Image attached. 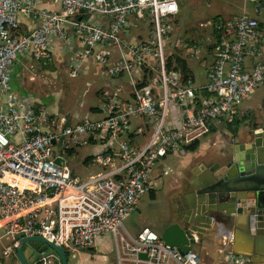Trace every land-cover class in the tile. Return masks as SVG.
<instances>
[{
	"label": "built area",
	"instance_id": "obj_1",
	"mask_svg": "<svg viewBox=\"0 0 264 264\" xmlns=\"http://www.w3.org/2000/svg\"><path fill=\"white\" fill-rule=\"evenodd\" d=\"M242 1L257 5L261 0ZM52 3L60 7L59 12L36 8L38 0H0V240H11L1 259L15 256L17 235L42 238L71 256L109 237L114 264H199L193 251L181 254L147 227L131 233L124 222L153 190L151 174L159 159L170 153L183 155L187 146L207 137L215 125L232 123L238 117L236 107L264 87V62L259 61L264 47H256L263 36L257 22L245 12L216 26L232 31V40L219 39L206 83L195 87L190 81L181 82V75L165 66L170 33L165 20L178 14L177 0ZM19 15L36 28L25 32ZM144 17L152 19V32L126 44L124 38L135 28L133 19ZM67 30L83 43V50L71 58L69 75L75 76L82 62L91 58L102 67V77L125 75L132 88L123 100L105 96L100 120L72 127L56 125L45 112L34 109L29 96L10 92L14 64L28 57L24 67L33 82L39 64L51 59L52 40L68 43ZM10 31L25 34L10 37ZM171 46L181 47L179 42ZM115 51L121 59L110 65ZM247 56L256 59L250 70L244 68ZM146 72H150L146 76L152 73V80L141 85L139 75ZM118 92L123 91L118 88ZM202 93L210 99L201 100ZM46 126L52 132L44 131ZM139 138L145 141L129 144V139ZM87 145L98 150L91 164L100 172L80 179L71 174L68 154ZM47 250L33 252L36 264H61ZM223 262L249 264L232 252L224 254Z\"/></svg>",
	"mask_w": 264,
	"mask_h": 264
},
{
	"label": "crops",
	"instance_id": "obj_2",
	"mask_svg": "<svg viewBox=\"0 0 264 264\" xmlns=\"http://www.w3.org/2000/svg\"><path fill=\"white\" fill-rule=\"evenodd\" d=\"M240 4H241V8H240V12L236 15L233 16H218V15H211L207 18H205L204 20H202V22L198 23V28L203 30V34H200L198 36L194 35L190 36V34H187L186 32V28H174V32L176 34V40H178V37H182V39L178 40L179 44L181 45V47L176 50V54H170L167 55L166 57H179L181 61H184L187 64L188 67V59L189 60H193V61H197L198 56L201 54L200 51L198 50V53H194V50L197 48H201L203 49L202 51H206V55L209 57L210 59V63L207 66V68L205 69V74L206 71L211 67V65L214 62V56L217 50V46H218V42L219 39H229L232 40L233 37V33L232 31L227 30V28H224V30H217L216 26L219 24H223L225 25L226 23H228L229 21H231L232 19L240 16L242 13H245L248 15V12L246 10V4L248 3H243L242 0H239ZM252 4V3H251ZM177 5H178V0H177ZM38 9H42V10H46L48 12H59L60 11V7L58 5H55L52 3V0H38V4L37 7ZM254 10V9H253ZM222 11L225 13L226 11L222 9ZM255 13V11H254ZM178 14H179V7H178ZM177 14V15H178ZM176 15V16H177ZM174 16V17H176ZM249 18L254 19L257 21L258 23V29L260 31V33L263 34V43L258 44L256 47L257 48H262L264 47V32H263V24L255 19L252 18L248 15ZM173 18V17H172ZM19 21L22 24V26L24 27V31L25 32H29L32 27L36 28V24L32 23L29 19L25 18L22 15H19ZM134 24H135V28L131 29L129 32L128 37L124 38V42L126 44H133L139 40H142L146 37V35L150 32H152V28H153V22L152 19L150 17H144L142 20H135L133 19ZM209 25V26H207ZM131 31H133V35L131 34ZM173 31V30H172ZM172 31L170 30L169 33V38L172 35ZM67 35H68V43H62L61 41H58L56 39L52 40V44H51V51H50V61L48 63H41L39 64V66L37 67V71H36V75L39 78V80L43 81V79L46 80V84L48 85L50 88H54L55 83H65L64 78L66 75H68L70 78H76L78 77L81 73L84 72V75H88L89 74V66L91 67H96V69H98V73L96 75H99L103 80L102 85L100 86V88H98L95 91V95H97L96 97L99 99L100 102V107H102L103 105V101L105 100V96L106 97H114L116 96L117 98L123 100L125 97L124 95L121 94H130V92L132 91L131 85H130V77L128 79H126L125 75L120 76V77H110V78H104L101 75V70L102 67L96 63L94 60H92L91 58L86 59L85 61L82 62V64L80 65V69L79 72L75 75V76H71L69 75L70 72V65H71V58L72 56L76 53V52H80L83 50V43L82 40L80 39L79 36H77L74 32L67 30ZM176 42V41H175ZM174 42V43H175ZM172 50H175L172 46H171ZM200 49V50H201ZM125 53V51H124ZM185 53H188V55H186ZM121 55L119 53H117L115 51L114 55L110 58V65H114L116 64L120 58ZM186 58H187V62H186ZM29 59L28 57H22L19 59L18 62H16V64H14L13 66V74L15 72V70L19 69L20 73H16L15 77H16V82L18 84L19 88H23L24 91H26V89L24 88V84L22 85V71L27 73L25 71V64L28 63ZM260 62H264V55H261L259 58ZM256 62V59L254 57L251 56H247L245 59V66L244 68L246 70H250L252 68V65H254ZM43 65V66H42ZM150 65H153V63H151ZM150 68L152 69V66H150ZM173 68H171L170 70H172ZM189 70V68H188ZM177 72V71H175ZM150 72H146L144 73V75L148 74ZM179 73V72H177ZM189 73L192 76L190 83L195 86V87H203L205 85H199L197 86L195 84L194 81V77L192 75V73L189 70ZM12 74V78H14ZM28 74V73H27ZM152 74V73H151ZM151 74L148 75V81H151ZM29 75V74H28ZM143 75V76H144ZM183 75V73H182ZM30 76V75H29ZM141 75H139L140 81L142 83V77ZM206 82V81H205ZM44 84V83H43ZM118 85V86H117ZM124 86V87H123ZM87 88H90V85H86ZM130 88V91H127L126 88ZM65 88V87H64ZM118 88L122 89L123 92L119 93L118 92ZM263 88V98H262V103H260L257 106H245L244 108H240V105L248 102L249 98L246 99L245 101H243V103L238 105V109H237V115L238 117L230 124H226L224 122H221L220 124L215 125V127L213 128L212 132L205 137L204 139L200 140L198 142V147L197 150L193 151V152H188V151H184L183 155H178L175 153H170L169 155H167L165 158L171 159V163L167 166L162 167V171L161 174H158V176H156V181L153 182L154 188L153 191H151V193H149L148 195L144 196L147 197L149 200H154L155 198V192H160L162 194V196L166 199L167 204H166V208H165V213L168 212L170 209L174 208V204L176 203V198H175V193H171L170 188L171 187H177L178 184L177 182L181 179L184 178V176H188L189 171L195 169L196 173L199 172V174H202V171H200L201 169L206 171L207 169H211L214 165L216 164H222V162H220L218 156L221 155V153H223V151H225L230 145H234L235 140H241L243 139V136L246 135V132L248 130V127L251 126V124L253 123L254 119L257 117V115L259 113H264V87ZM14 93V92H13ZM54 99L55 101L58 99L57 94H54ZM127 95V96H128ZM17 96H29L31 99V103L33 105V107L35 105H37L36 110L40 111L41 109H39V98L38 95L36 93L34 94H19ZM0 97H2L0 95ZM199 98L201 100L203 99H210V96H208L206 93H202L199 95ZM240 108V111H239ZM100 109L101 108H89L88 110V114L86 115V117L84 118V120H82L79 123L76 124H69L71 120H73L72 117H70L69 115L64 116V117H58L56 114V110H54L53 112H48L47 110H41L43 112H45V116L50 119L51 121L56 122V125L60 124V122H62V124L64 126H68V127H72L74 125H78V124H82L88 121H95V120H100L101 116H100ZM54 118H57L58 121H55ZM135 124V123H134ZM136 124H138V122H136ZM51 125V124H49ZM139 125V124H138ZM136 125V126H138ZM44 131L47 132H52V127L51 126H46L43 129ZM147 135V134H146ZM137 142L140 141H136L133 139H129V144L133 145ZM85 147H91L93 148V151L91 154L86 155L83 160L81 161V165L84 168H87L89 166V164H91V159L92 156L97 153V148L93 147L91 145H87ZM83 148V147H81ZM80 148H75L74 150L69 152V158L73 157L77 150ZM69 168L71 171L72 176L78 177L80 179H85L87 177L82 178L81 175L79 176V171L76 170V168H74L73 166L70 165L69 163ZM97 172L95 174H97L98 172H100V169L96 167ZM94 175V174H93ZM152 195V196H151ZM143 197V198H144ZM137 211V209H136ZM135 211V212H136ZM134 212V213H135ZM165 215V214H164ZM164 223H165V218L163 219V221L161 222L160 227L158 228V231H161V229L164 227ZM148 228H152V227H148ZM139 229H136V231H138ZM135 231V232H136ZM0 232L2 233V228L0 227ZM134 233V232H131ZM2 235H0L1 238ZM232 236L231 233L230 234H217L215 235L211 240H209L208 243L204 244L202 248H194L192 249V251L194 253L197 254V256L199 257V264H225L223 262V257L225 253L228 252H232ZM7 240V243L4 246L0 247V264H17V260L16 257L13 256L10 260L8 261H4L1 259V252L3 251L4 248L8 247L11 244V240L9 238H5ZM3 239H1L0 241H2ZM41 247V245L38 247ZM108 248L110 253H107L106 250H104V248ZM112 245H111V240L109 237H104L102 239L97 240L96 245L94 248L88 250V252H81L78 255L72 256L73 258L76 257L78 259V263L77 264H108V260L106 257H102V254H110L112 256V264H114V260H113V255H112V249H111ZM107 249V250H108ZM37 250V251H38ZM24 256V254H23ZM33 256V255H32ZM102 257V258H100ZM25 258V256H24ZM31 258V257H30ZM68 258V256H67ZM26 260V258H25ZM31 260V259H30ZM36 257L34 256L33 260H31V263H29L27 261L28 264H36ZM264 264V263H263Z\"/></svg>",
	"mask_w": 264,
	"mask_h": 264
},
{
	"label": "water",
	"instance_id": "obj_3",
	"mask_svg": "<svg viewBox=\"0 0 264 264\" xmlns=\"http://www.w3.org/2000/svg\"><path fill=\"white\" fill-rule=\"evenodd\" d=\"M264 15V0L255 7ZM128 79V77H125ZM222 164L188 176L171 187L174 208L166 213L159 237L181 254L202 248L215 235L232 236V253L244 256L249 264L264 263V113H259L241 140H235L220 156ZM59 164V159H55ZM17 264H28L23 256L27 243L41 245L39 252L53 251L68 264L65 251L42 238L17 235ZM144 256H140L143 258Z\"/></svg>",
	"mask_w": 264,
	"mask_h": 264
},
{
	"label": "rangeland",
	"instance_id": "obj_4",
	"mask_svg": "<svg viewBox=\"0 0 264 264\" xmlns=\"http://www.w3.org/2000/svg\"><path fill=\"white\" fill-rule=\"evenodd\" d=\"M254 4L248 3L246 4V10L248 15L252 18L259 20L263 24V32H264V15H256L254 13ZM179 14L172 19H166L165 22L169 25L170 30L172 31V35L170 36L168 43L165 47V55L176 54V50L178 48L175 47L176 50L171 49V45L176 41L182 39V37H178L176 40V34L174 32V28H186L187 34L190 36L203 34V30L198 28V23L202 22L205 18L211 15L218 16H233L240 12L241 4L239 0H178ZM223 10L226 12L224 13ZM133 35V31H131ZM263 36V34L261 33ZM199 48L200 55L198 56L197 61L188 59V68L194 77L195 84L197 86L206 83L205 78V69L210 63L209 57L206 55V51H202L203 49ZM188 55V53H185ZM187 62V58H186ZM43 66V65H42ZM20 73V70H15L10 82V92H14L15 95L19 94H34L38 95L40 104L39 109L47 110L49 113L56 110L57 116L64 117L69 115L73 118L69 124L73 125L84 120L86 115L88 114L89 108H101L99 99L95 95V91L100 88L103 80L98 73V69L96 67L89 66V74L84 75V72L81 73L76 78H70L68 75L65 76V83H55L54 88H50L48 85L43 84V81L39 80L38 77L34 78L33 82L29 81L30 76L23 72L22 75V85L23 88H19L16 82L15 74ZM90 85V88H87L86 85ZM118 86V85H117ZM65 87V88H64ZM124 87V86H123ZM127 91H130V88H126ZM54 94H57L58 99L55 101ZM263 98V88L259 87L255 92L252 93L248 102H245L240 105V108H244L245 106H257L262 103ZM37 105L34 106L36 109ZM239 108V111H240ZM238 109V106H237ZM236 109V113H237ZM238 116V115H237ZM55 121H58L57 118H54ZM133 122V121H132ZM139 143L144 142V138H139ZM52 150H55L52 148ZM93 148L91 147H83L77 150L76 154L70 159L69 163L71 166L76 168L79 171V176L82 178L87 177L89 175H93L97 172L96 165L89 164L87 168H84L81 165V161L86 155L91 154ZM171 163V159H159L153 168L151 174V183L152 181H156V176L161 174L162 167L167 166ZM170 166V165H169ZM98 168V167H97ZM154 200H149L147 197L142 198L137 205V211L133 213L125 222L124 226L130 232H135L136 229H141L143 227H152L150 230L157 233L159 235L158 228L161 225V222L164 219L165 208L167 201L162 196L160 192H155ZM0 235L2 233L0 232ZM7 243V240L4 238L0 241V247L4 246ZM40 245L38 243H27L23 246V254L26 258V261L31 263L34 255L33 252L38 250ZM108 248H104V250L109 252ZM49 250H47V253ZM85 252H88L85 251ZM83 252V253H85ZM33 255V256H32ZM102 257H106L108 260V264H112V256L110 254H102ZM68 256V264H77L78 259L76 257H72L70 254ZM31 257V258H30ZM100 257V258H102ZM31 259V260H30Z\"/></svg>",
	"mask_w": 264,
	"mask_h": 264
},
{
	"label": "trees",
	"instance_id": "obj_5",
	"mask_svg": "<svg viewBox=\"0 0 264 264\" xmlns=\"http://www.w3.org/2000/svg\"><path fill=\"white\" fill-rule=\"evenodd\" d=\"M24 34H25L24 31H19V32L10 31V37H21ZM166 68L168 70L173 68L172 69L173 71L179 72V74L181 75V82H185V81H188V80L192 79V76L189 73L187 64L184 61H181L179 57H175L173 59H172V57L167 58V60H166ZM182 73H183V75H182ZM147 80H148V77L146 75H144L142 77L141 85H146L147 84ZM197 147H198V142L194 143V144H192L190 146H187L185 148V150L188 151V152H193V151L197 150Z\"/></svg>",
	"mask_w": 264,
	"mask_h": 264
},
{
	"label": "clouds",
	"instance_id": "obj_6",
	"mask_svg": "<svg viewBox=\"0 0 264 264\" xmlns=\"http://www.w3.org/2000/svg\"><path fill=\"white\" fill-rule=\"evenodd\" d=\"M261 1H262V0H261ZM255 6H256V5H255ZM255 6H254V7H255ZM255 21H256V20H255ZM256 22H257V21H256ZM257 24H258V23H257ZM175 50H176V49H175ZM165 56H166V55H165ZM165 58H166V60H167L168 57H165ZM165 66H166V62H165ZM121 95H124V97H125V94H121ZM152 191H153V190H152ZM157 235H158V234H157ZM159 238H160V237H159Z\"/></svg>",
	"mask_w": 264,
	"mask_h": 264
},
{
	"label": "flooded vegetation",
	"instance_id": "obj_7",
	"mask_svg": "<svg viewBox=\"0 0 264 264\" xmlns=\"http://www.w3.org/2000/svg\"><path fill=\"white\" fill-rule=\"evenodd\" d=\"M166 213H167V212H166ZM166 213H165V215H164L165 220H166Z\"/></svg>",
	"mask_w": 264,
	"mask_h": 264
},
{
	"label": "bare ground",
	"instance_id": "obj_8",
	"mask_svg": "<svg viewBox=\"0 0 264 264\" xmlns=\"http://www.w3.org/2000/svg\"><path fill=\"white\" fill-rule=\"evenodd\" d=\"M192 251V250H191Z\"/></svg>",
	"mask_w": 264,
	"mask_h": 264
}]
</instances>
